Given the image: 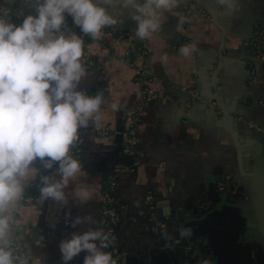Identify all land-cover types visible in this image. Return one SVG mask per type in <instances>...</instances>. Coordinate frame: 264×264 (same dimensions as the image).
<instances>
[{
	"label": "crops",
	"instance_id": "crops-1",
	"mask_svg": "<svg viewBox=\"0 0 264 264\" xmlns=\"http://www.w3.org/2000/svg\"><path fill=\"white\" fill-rule=\"evenodd\" d=\"M188 1L178 0L171 10H160V30L144 40L135 35L137 24L131 7L108 6L116 24L125 25L135 39L149 45L145 64L156 77L151 87L158 94L139 117L141 164L132 172L111 175L114 198L110 207L119 218L116 234L120 259L122 264H183L185 247L197 251L198 264H264V204L260 205L253 191L251 177L254 161L264 160V136L244 122L264 128V73L260 83L247 88V64L239 56L241 41L250 29V16L264 14V0H237L238 10L204 0L206 17L194 11L185 15L177 8ZM1 7L5 19L15 25L28 15H36V0H0V11ZM176 17L181 25L177 20L173 25ZM79 30L76 26L69 31L77 34ZM175 39L191 46V54L184 56L179 52L181 46H171ZM113 40L103 31L98 40L88 36L84 57L90 58L87 65L83 61L86 76L79 84L88 95L103 94L105 98L96 114L98 121L81 129L84 171L74 182L77 189L87 188L92 199L84 205L72 200L66 206L42 203L31 198L18 204L12 213L11 239L23 246L30 264H64L59 248L62 240L74 232L103 228V177L125 156L122 132L137 96L134 64L141 62H127L126 45H116ZM170 84L172 89L167 87ZM180 85L198 88L232 116L221 118L208 108L194 105L184 119L180 103L187 95ZM113 104L121 109L113 110ZM240 116L244 120L237 119ZM101 127L108 133L99 134L97 128ZM161 162L163 167L158 165ZM38 163L31 172L35 178L31 183L40 188ZM221 175L228 179L225 187ZM148 194L157 197L156 205L168 206L172 212L161 219L164 227L158 237L150 232V218L137 214ZM220 202L235 205L245 217L239 236L231 238L226 230L219 231V238L193 231L191 236L180 234L186 221L203 218ZM86 215L96 223L72 227L77 216ZM84 256L80 253L69 264H83Z\"/></svg>",
	"mask_w": 264,
	"mask_h": 264
},
{
	"label": "clouds",
	"instance_id": "clouds-1",
	"mask_svg": "<svg viewBox=\"0 0 264 264\" xmlns=\"http://www.w3.org/2000/svg\"><path fill=\"white\" fill-rule=\"evenodd\" d=\"M229 10L237 9V0H215ZM178 0H36V15H28L15 25L0 17V264H30L14 255L12 247L13 211L24 198L26 188L35 179L37 169L42 201L67 205L70 200L87 204L92 194L77 189L84 167L74 158L73 149L79 130L95 124L103 94L88 95L79 89L86 76L83 66L84 40L67 29L71 16L83 36L101 38L102 30L117 23L108 6L131 7L137 38H149L161 28L158 13L171 10ZM192 47L182 45L179 52L188 56ZM167 57H162L166 59ZM119 111L120 105L113 104ZM50 173V174H49ZM71 190V196L69 195ZM72 227L94 224L91 215L77 216ZM182 236H191V228ZM113 244L103 228L72 233L59 244L64 264L84 252L83 264H117L105 251Z\"/></svg>",
	"mask_w": 264,
	"mask_h": 264
},
{
	"label": "built area",
	"instance_id": "built-area-1",
	"mask_svg": "<svg viewBox=\"0 0 264 264\" xmlns=\"http://www.w3.org/2000/svg\"><path fill=\"white\" fill-rule=\"evenodd\" d=\"M198 8V4L195 0H190L187 4H184L181 7L183 13L188 14L189 12L195 11ZM203 12V11H202ZM0 17H3L0 14ZM23 21H20L18 25L22 24ZM71 24V17L70 19H66L67 29L68 26ZM79 36H82L84 40V45L87 44L88 36H83L81 30L78 32ZM104 34H111L114 36L116 41L122 42L126 41L127 43V53H138L142 57H146L149 54V45L144 41H139L132 37L131 33L123 29L119 26H110L107 27L104 31ZM242 54L244 60L247 64L248 69V80L247 84L252 85L255 82V78L258 75V64L264 69V17L256 18L253 22V29L251 36L248 39H245L242 42ZM135 71V82L138 86V97L135 104V107L130 115L128 126L126 129L125 135L127 136V142L125 144L126 151L129 155L138 156L140 154V150L137 149V130L140 121V114L141 112L148 107L150 99L152 97L150 84L153 79V73L151 70L145 66L143 62L136 64L134 67ZM190 101L196 103H206L209 107H213V104L208 101L207 99L201 97L196 89H192L190 92ZM240 120V117H237ZM250 127L254 129H258V125L255 123H251ZM101 134H106V130L102 129L100 131ZM81 138L79 135V139L76 142V145L73 149L74 158L80 160L82 158V145H81ZM159 166H163L161 162ZM119 168H123V165H118ZM113 176L109 175L105 180L103 187L101 189V202H100V222L103 226V230L106 233L110 234L111 239L113 240V244L106 249L107 252H110L113 257L116 259L117 254V234L115 232V226L119 218L114 215L111 211V204L113 202V183H112ZM39 186L31 183L24 193V198L19 202L24 203L27 199L31 198L34 201L39 200V195L34 194V189H38ZM152 195L148 194L147 199L144 202V208L138 211V216L143 217L145 215H149L151 220L155 215V211L158 208V205L151 201ZM164 226L163 221L160 218H156L153 220L152 225L150 226V231L152 234H157L159 230ZM13 241V240H12ZM14 255H18L21 258H26V254L24 252L23 246L15 241L12 244ZM188 257L189 259L193 258L197 251L195 249H188ZM186 260L185 264H192L190 261ZM117 264H121V262L117 259Z\"/></svg>",
	"mask_w": 264,
	"mask_h": 264
},
{
	"label": "water",
	"instance_id": "water-1",
	"mask_svg": "<svg viewBox=\"0 0 264 264\" xmlns=\"http://www.w3.org/2000/svg\"><path fill=\"white\" fill-rule=\"evenodd\" d=\"M195 1L198 4V8L194 12H198L201 15H205V17H206V15H208V13H207V11L205 9V5H204L205 3H203L205 1L204 0H195ZM188 2H186L184 4H187ZM240 3L241 4H245V3H242V1H240ZM183 5L178 6L177 8L178 9L179 8L181 9V7ZM243 6L246 7V5H243ZM3 10H4L3 7H1L0 14L5 18V13H4ZM245 11L248 12V13H250V11H248L247 8H246ZM190 13L191 12H189L188 14H190ZM177 14H179V10L177 11ZM259 17H264V14H262L261 16H257L255 18L252 15L250 16V18H251L250 29L248 31V34L241 41V45L239 47V56H240L241 60L244 62V64H246V62L244 60V57H243V54H242V51H241V49H242V42L245 39H248L251 36L252 29H253V22H254V20L256 18H259ZM176 18H175V21L173 22V25H176L177 24L178 18L177 19ZM212 19H213V16H212ZM213 21H215V20L213 19ZM178 22H179V25H181V22L180 21H178ZM114 25L115 26H119V27H121L123 29H126V30H128L130 32V30L125 25H119V24H114ZM74 27H76V25L74 24V22L72 20V17H71V24L68 26V28H69L68 30H72ZM106 28H104L102 30L103 31V34H104V31H105ZM76 35L79 36L78 31H77V34ZM106 36L114 39L113 40L114 41V44H116V45H118V44H124L127 47L126 41H122V42L116 41L115 38H114V36L111 35V34H106ZM133 38H135V37H133ZM86 45L87 44L84 45V53L85 52L88 53V50H87V46ZM182 45H184V42L180 41V39H177V40L175 39L171 43V46H173L174 48L176 46H182ZM149 53H150V51H149ZM146 57H142L138 53H134V54L128 53L126 55V57H125L126 58L125 60L127 62H131L132 60H140L141 62H144V64H145ZM89 58H90V56L87 55V59H89ZM87 59H85V57L83 56V61H84V64L85 65H87V63H88V60ZM116 61H119V60L116 59ZM135 65L136 64H134V66ZM145 66H147V65L145 64ZM263 73H264V69L261 67L260 64H258V73H257L258 75L255 78V82L252 85H248L247 84L246 87L247 88H251V87L257 85L258 83H260L262 81V79H263ZM247 75L249 76L248 69H247ZM248 76H247V80H248ZM155 79H156V77L153 76V79H152L151 84L153 83V81ZM151 84H150V89H151L152 97L150 99V102H149L148 107H150V105L153 103V100L158 97V94L153 91V89L151 87ZM167 87H168V89H172L173 88L172 84L168 85ZM179 89L182 92L186 93V95H187L186 99H184L180 103L181 104V108L183 109L184 119L187 118V116H186L187 111H190L191 108L194 105H200V106H203L205 108H208V109L212 110L213 112L217 113L219 116L221 115V118L231 117L232 116V115H229L228 114L229 112L224 107H221V106L217 105L215 103V101H213L211 98L202 95L201 92L198 90V88H195V89L198 91L199 95L201 97L207 99L208 101H210L213 104V107L212 108L209 107L206 103H196V102L190 101V92L193 89V87L185 86V85H182L181 86L180 85ZM92 91H93V89H92ZM137 97H138V89H137V96H136L135 103L133 105V108L129 112L130 113L129 114V118H130V115H131V113H132V111H133V109L135 107V104H136V101H137ZM147 108H145V109H147ZM240 120H244L243 117L240 116ZM128 122H129V119H128ZM244 122L246 123V125H248V127H250V124L253 123V122H249V121H244ZM127 126H128V123H127L124 131L122 132L123 133V136H124V147H123V149H124V152H125V156H124L123 159H121L118 162H115L114 163V165L111 167V169H109L107 171V173L105 174V177H103L104 180H106V176L107 175H116L117 173H121V172H124V171L132 172V171L136 170L137 167L141 164V151H140V154L138 156L129 155L127 153V151H126L125 144L127 142V136L125 135V133H126ZM250 128L251 129H254L252 127H250ZM102 129L106 130V134L108 133V129H105V128H102V127L101 128H97V132H99V134H101L100 131ZM138 130H139V126H138ZM138 130H137V138H138ZM254 130L258 131L262 136H264V128L262 126H259V124H258V129H254ZM79 135L81 136V129L79 130ZM101 135H104V134H101ZM136 147H137V149H139V147H138V139H137ZM82 155H83V150H82ZM119 162L122 163L123 168L116 167V164L119 163ZM38 166L40 167L39 163H38ZM161 167H163V166H161ZM44 174H46V173L43 172V171H41V175H44ZM251 177H252L253 191L255 192V194L257 196V199H258L260 205L263 206V204H264V160L256 159L254 161L253 166H252ZM219 178L222 181V183H221L222 185H224V184L226 185L227 184L228 179L226 177H224V175H221ZM225 185H224V187H225ZM146 199H147V196L145 197L144 202H145ZM156 199H157V197L156 198L155 197H152L151 198V201H156ZM40 200L41 199H39L38 202ZM42 203H46V202L45 201H42ZM143 208H144V205H143L142 209ZM171 214H172V212L170 211V209H169L168 206H166V207L158 206V208L155 211L154 217H152L153 218L152 220H151V218H150L149 215H145V216H143V218H147L148 220L150 218V226H151L154 219L160 218V219L163 220L164 217H169V216H171ZM174 221H175V224L178 225V222H179L178 219H174ZM245 224H246L245 217L241 213L240 209H238L235 205H232L230 203L220 202V203H218L216 205V207H214L208 213H206L203 218L186 221L182 226H183L184 229L191 228V230L193 232L200 233L202 235L216 237V238H219V231L223 232V230H226L227 232H229V234H231V238H233V237L239 236V232H240L241 228H243L245 226ZM160 230H159V232H160ZM115 232H116V226H115ZM159 232L157 234H152V233L151 234H152L153 237H158L159 236ZM116 247H117L116 259H118L121 262L120 255H119V249H118V247H119L118 246V240L116 242ZM188 254H189V252L187 251V249H185V247H183V264H184V261L185 260H188L189 259ZM198 258H199V255L196 254L193 258L189 259V261L192 264H198V260H199ZM121 264H122V262H121Z\"/></svg>",
	"mask_w": 264,
	"mask_h": 264
},
{
	"label": "trees",
	"instance_id": "trees-1",
	"mask_svg": "<svg viewBox=\"0 0 264 264\" xmlns=\"http://www.w3.org/2000/svg\"><path fill=\"white\" fill-rule=\"evenodd\" d=\"M66 19H70V16H66ZM33 193L38 195V193H37V190H36V189H34ZM152 197H153V196H152ZM152 202H153V203H156L155 201H152Z\"/></svg>",
	"mask_w": 264,
	"mask_h": 264
}]
</instances>
